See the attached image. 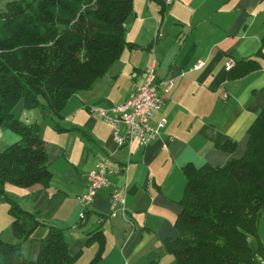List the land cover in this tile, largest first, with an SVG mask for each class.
Listing matches in <instances>:
<instances>
[{"label": "crops", "instance_id": "0c3cea01", "mask_svg": "<svg viewBox=\"0 0 264 264\" xmlns=\"http://www.w3.org/2000/svg\"><path fill=\"white\" fill-rule=\"evenodd\" d=\"M132 11L124 24L127 46L88 91L67 100L61 118L40 111L37 119L14 114L26 125H39L52 178L47 186L6 184L4 192L21 209L62 231L75 264H90L95 257L97 242L89 238L96 231L105 241L97 264H175L166 242L178 237L174 224L182 211L183 168L224 167L243 157L247 131L264 108V0H133ZM230 60H255L259 68L231 79ZM149 69L165 102L150 124L163 120L165 125L144 148L119 146L110 125L91 109H105L113 117L111 110L129 97L133 84L142 85ZM170 80L173 86L165 94ZM18 140L14 132L1 130L0 150ZM227 142L234 143L232 152L221 150ZM99 163L122 171L107 175V187L83 208L79 199L87 191V176ZM114 190L123 192L125 201L112 211ZM1 200L3 238L11 218L8 203ZM256 229L248 242L253 252L264 249V213ZM46 232L40 227L21 244L26 259L36 260ZM3 239L18 242L10 231Z\"/></svg>", "mask_w": 264, "mask_h": 264}, {"label": "trees", "instance_id": "16d2710c", "mask_svg": "<svg viewBox=\"0 0 264 264\" xmlns=\"http://www.w3.org/2000/svg\"><path fill=\"white\" fill-rule=\"evenodd\" d=\"M132 5L133 0H12L0 13V130L19 137L0 152V198L9 205V227L18 241L0 238V264H75L62 231L21 209L4 192L6 184L47 186L52 178L39 125L19 121L13 110L21 103L26 110L61 118L67 100L88 91L127 46L124 24ZM258 68L255 60H247L235 62L228 72L234 79ZM247 136L244 156L224 167L183 168L182 211L174 224L178 237L166 242L175 264L264 263V249L253 252L248 243L257 236L264 213V108ZM233 148L232 142L221 146L226 152ZM43 226L47 232L39 255L30 261L20 252L21 244ZM90 236L98 249L90 264H97L104 236L100 231Z\"/></svg>", "mask_w": 264, "mask_h": 264}, {"label": "built area", "instance_id": "2783aa9c", "mask_svg": "<svg viewBox=\"0 0 264 264\" xmlns=\"http://www.w3.org/2000/svg\"><path fill=\"white\" fill-rule=\"evenodd\" d=\"M234 63L232 60L228 61L226 68L228 70L231 69ZM131 77L136 78V75L133 74ZM172 86L173 81H168L163 88L164 93L168 94ZM131 90L129 97L111 110L113 117L109 116L108 111L105 109H91V114L110 125L112 140L117 145L130 146L132 143H136L144 148L161 134V129H163L165 122L161 120L153 127L150 124V120L155 116L156 112L162 109L165 102L158 92L153 69L147 70L145 84L140 86L133 84ZM223 98H225L224 94ZM120 129L123 130V133H121ZM121 171V169L105 167L103 163L97 164L96 168L87 176V191L79 199L82 207L89 206L94 199L95 193L107 187L109 184L107 175H117ZM110 196L112 211H114L115 207H121L124 204L125 195L123 192L114 190ZM83 216L84 213L81 218Z\"/></svg>", "mask_w": 264, "mask_h": 264}, {"label": "rangeland", "instance_id": "374dc122", "mask_svg": "<svg viewBox=\"0 0 264 264\" xmlns=\"http://www.w3.org/2000/svg\"><path fill=\"white\" fill-rule=\"evenodd\" d=\"M10 1H12V0H0V13L1 12H3L4 11V9H5V5L7 4V2H10ZM27 1H31V0H27ZM23 106H22V104L21 103H19L16 107H15V110H14V113H13V115L14 114H16V116H19V117H22V119H23V117L25 118V117H27L28 115H30V116H32V117H35L36 119L38 118V116H39V110H26L25 108H22ZM22 112H24V114L22 115ZM25 113H27V116H24L25 115ZM22 115V116H21ZM27 121V120H26ZM2 131L3 132H10V130H8V129H2ZM2 150H0V152H1ZM9 231H10V233H11V230H10V227H9V230L7 231V232H3V238H6V233L7 234H9ZM2 238V237H1ZM1 239L3 242H5V243H9V242H6L4 239Z\"/></svg>", "mask_w": 264, "mask_h": 264}, {"label": "bare ground", "instance_id": "6f19581e", "mask_svg": "<svg viewBox=\"0 0 264 264\" xmlns=\"http://www.w3.org/2000/svg\"><path fill=\"white\" fill-rule=\"evenodd\" d=\"M143 82L142 84H145L146 83V77H147V71L143 74Z\"/></svg>", "mask_w": 264, "mask_h": 264}]
</instances>
